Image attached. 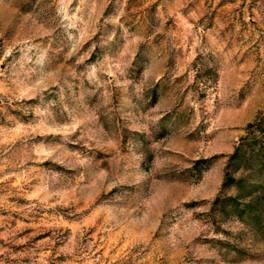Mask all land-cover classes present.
Instances as JSON below:
<instances>
[{"label": "rangeland", "instance_id": "374dc122", "mask_svg": "<svg viewBox=\"0 0 264 264\" xmlns=\"http://www.w3.org/2000/svg\"><path fill=\"white\" fill-rule=\"evenodd\" d=\"M250 122L264 0H0V264H264L213 205Z\"/></svg>", "mask_w": 264, "mask_h": 264}, {"label": "trees", "instance_id": "16d2710c", "mask_svg": "<svg viewBox=\"0 0 264 264\" xmlns=\"http://www.w3.org/2000/svg\"><path fill=\"white\" fill-rule=\"evenodd\" d=\"M255 125V122L248 124L246 135L229 154L222 190L213 205L243 221L259 224L264 216V179L261 178L264 173V133L260 134ZM240 168L242 172L235 175L234 171ZM231 185L235 193L222 196L223 190Z\"/></svg>", "mask_w": 264, "mask_h": 264}]
</instances>
